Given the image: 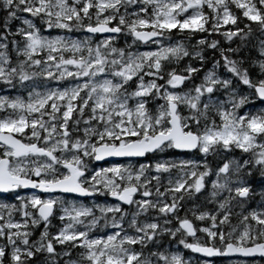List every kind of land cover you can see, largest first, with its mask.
<instances>
[{
  "label": "snow or ice",
  "instance_id": "snow-or-ice-1",
  "mask_svg": "<svg viewBox=\"0 0 264 264\" xmlns=\"http://www.w3.org/2000/svg\"><path fill=\"white\" fill-rule=\"evenodd\" d=\"M137 0H0V8L6 10V19L17 17V13H30L32 17H39L47 28L57 27L71 30L76 28H87L91 33H120V25H123L130 34L140 41H147L151 37L162 35L163 30L198 29L205 31L204 23L207 20L202 6L207 5L213 12V23L209 31H219L221 24L236 25L237 16L229 10L226 0H143V7L139 12L146 13L147 5H152L150 16H138L136 13H121V7L136 3ZM238 8L242 9V15L251 21H257L264 28V12L258 10L254 4L245 0H230ZM264 5V0H258ZM79 5V6H77ZM95 9L96 23L92 24V14L89 9ZM188 8L193 12L183 19H177L181 13ZM219 10V11H218ZM83 15H82V14ZM107 13V14H105ZM126 15L135 16L134 19H126ZM22 19L26 28H17L16 33L0 32V80L12 84L15 79L22 86L24 82L32 80L37 76L52 77L59 79L64 75L84 77L83 83H77L74 87L63 90H50L44 93L35 89L29 91L28 101L17 97L9 100L0 97V109L10 108L18 112L16 117L0 118V141L5 148L0 154V192H8L20 187H31L43 192H70L81 195H91L100 189L94 185L100 184L107 189L108 195L116 197L119 201L134 205V210L122 209L119 204L102 207V213H120L119 219L113 216L112 224L120 229L106 238L89 237L87 230H76L73 224H83L81 217L90 215L88 208L62 207L63 221L68 217L70 223L64 224L63 228L51 235L48 232L49 217L53 213V207L57 204V198H41L38 195L20 198V208L31 207L37 210L36 215L31 211H23L26 218L22 222H13L9 219L5 224H0V237L7 238L10 246L9 264H31V258L41 251L49 254L50 264H57V256L68 254L64 249L57 253L53 242L65 244L73 242L72 247L79 245L85 251L81 253L83 261L87 264H151V261L141 260L142 253L132 247L139 244L142 248L154 238L162 234L175 237L181 234L179 243L194 252L203 253L207 256L228 255L239 253L251 255L260 253L264 255V210H251L241 214L239 224L230 226L225 232L223 225L229 221L232 214L231 201L238 197H246L249 187L245 184L244 177L251 175V169L246 168L250 163L259 165L261 175L264 176V143L256 145V135L264 134V112L258 115H238V109L247 100V97L237 95L235 88H230L231 80L222 79L211 69L205 72L201 83L181 92L170 91L165 88L161 93L162 85H158L155 79L145 83L144 75L163 78L162 61L179 59L181 56H189V52L180 44L172 46H161L155 51H144L142 53H125L124 49L113 46L111 41L114 37L109 36L99 42L95 49L87 48V55H79L83 45L77 41H65L63 37L53 39L40 35V30L31 19ZM118 20L117 26L109 27L112 20ZM89 22H85V21ZM150 26L151 30H138ZM247 27V25H246ZM7 29V23H5ZM157 29L161 31H157ZM250 30V29H249ZM238 33H242L241 39L247 35L242 29L225 30L222 34L227 40H231ZM19 34L21 41L11 40L12 48L18 57L15 64L9 63L6 54L8 36ZM157 44L159 40L155 41ZM205 44V40L198 41ZM217 41L212 40L208 47L216 48ZM103 49V51H102ZM68 51L73 55L66 58L63 52ZM224 60L226 69L238 77L239 81L254 89V93L264 100V78L253 81L248 75L246 68H241L235 60L224 55L225 50L219 49ZM229 52L233 49L229 48ZM264 54V49L261 50ZM45 53L42 58H36L39 53ZM116 54L109 59V54ZM193 57L203 61L205 58L200 50L191 53ZM23 59H19V57ZM56 62L55 67L73 65L75 71H69L67 67L60 70L59 76H53L50 70ZM43 64V67L41 65ZM219 61L214 62V67ZM260 69L264 73V61L259 62ZM39 68V71L36 69ZM118 78H103L96 80L98 74L106 72ZM187 76L180 75L171 70L167 73L166 84L172 88L182 84L189 79L198 69L188 65L185 69ZM137 76V88L131 92L123 89V85ZM228 89L227 100H217L211 94L216 86ZM81 90H86L83 96ZM155 90V91H153ZM151 94L165 101L160 104L154 113H149L146 108L148 101L144 99ZM79 100L77 103V98ZM130 98H137L134 106L129 107ZM203 98V99H202ZM91 101V103H89ZM230 104L226 108L225 104ZM183 105L187 109L186 114L178 110ZM47 106V107H46ZM85 107L89 109L85 115ZM77 116L73 118V111ZM219 117V123L209 113ZM33 113L37 115H32ZM58 114V115H57ZM47 116L45 120L43 117ZM247 117V118H246ZM72 121L71 126L69 121ZM203 122V126L202 125ZM83 124V127L80 125ZM30 128V135L36 141H43V146H37V142L23 143L15 138L13 133H24ZM41 132L44 135L41 137ZM126 137V139H125ZM220 145L228 149L230 145L248 152L254 147H259V152L254 153L253 159H245L243 163L225 162L216 171V179L212 180V190L209 196L216 202L217 207L213 211L207 209L197 211V205L193 204L191 212L197 220H207V226H194L187 215H177L179 201L185 197H192L204 188V177L208 175L207 163L204 169L197 172L195 164L198 162L182 161L180 168L183 171L185 165H193V170L184 175H178L175 180L168 178L167 184L161 191V172H169L177 167L170 162H156L154 166L140 164L139 170L132 171L124 169L120 165L112 168L96 171L91 180L92 186L86 187L84 172L87 170L85 158L101 160L106 156H144L145 153L163 148H175L181 150L197 149L200 153L208 154L215 151V146ZM59 152L60 155L55 153ZM36 156V160L31 157ZM42 160V162H40ZM230 163L233 165L230 170ZM59 166V167H58ZM154 167L157 175L152 177L157 183L152 188L146 187L149 179L145 171ZM112 173L113 177L120 176L121 180H127L123 185L113 178H105L104 173ZM221 174L223 178L221 179ZM144 177L141 180V177ZM35 177V178H33ZM135 177V182L133 178ZM189 177L194 178L189 182ZM143 189L141 199H134L133 194ZM227 191L228 195L217 200L221 193ZM179 194V195H177ZM156 198L153 199L152 197ZM166 197H170L169 199ZM239 206L243 201L237 200ZM3 207H8L4 205ZM15 207V206H13ZM154 210L152 219L139 220L141 216H147L149 210ZM176 219L178 226L173 229L166 227L171 219ZM128 216V226L134 230V234H128L122 227L125 217ZM163 217L162 222L157 218ZM249 218L260 227L249 224ZM2 219V217H0ZM44 223V228L36 240L29 241L31 231L28 225L33 227ZM89 226H95L97 218L93 217ZM217 224L220 227H217ZM7 229V232L5 231ZM15 229V231H12ZM23 229V230H22ZM71 229V230H70ZM121 232L124 234L121 235ZM197 232L204 234V242L197 237ZM191 236L192 242L185 237ZM6 245L0 244V264H4ZM159 256L163 264H186L178 254L165 255L163 252L153 253ZM64 264H81L76 260H67Z\"/></svg>",
  "mask_w": 264,
  "mask_h": 264
},
{
  "label": "rangeland",
  "instance_id": "rangeland-1",
  "mask_svg": "<svg viewBox=\"0 0 264 264\" xmlns=\"http://www.w3.org/2000/svg\"><path fill=\"white\" fill-rule=\"evenodd\" d=\"M73 0H68V3H72ZM163 2H169V0H163ZM186 2V0H184ZM247 3L254 4L256 8L262 12H264V5L259 4L258 0H245ZM226 3H228V7L230 12L234 10H238L236 13L239 14V17H237L236 25H233L231 23L229 24H221L219 31H209L208 29L211 28V25L213 23V12L211 9L207 7V5L202 6V11L205 13L207 20L204 23L205 31H200L198 29H179L177 26L176 28L172 29H166L163 30L162 37L157 39L160 41L159 44H157L155 41L149 43V44H141L133 38V36L130 34L128 30L124 28L123 25H120L122 29V34L119 36H112L114 39L111 41L112 45L117 47L118 49H124L125 53L132 52V53H142L144 51H155L161 46H172L175 44L182 45L185 49L188 50L189 56H181L179 59L174 60H164L162 61V72L161 75L163 78L158 77H152L148 75H144V81L145 83L151 79H155L156 83L158 85H162L161 93H163L165 88H168L170 91H176L181 92L188 88L194 87L195 84L201 83L203 75L206 71L209 69L213 70L217 76H219L222 79H230L231 84L230 88H235L237 95L245 96L247 97V100L244 104H242L238 109H236V113L238 115H258L264 112V104H262L258 98L257 95L254 93V89H250L247 85H244L242 82L239 81L238 77L233 75L231 72H229L225 65L223 57L220 54L219 49L225 48L222 45L224 42L225 44H230L233 49L237 47L238 41H236L237 37H240L242 33H238L236 36H234L231 40L225 39L223 36V32L228 29H234L235 27H242L243 33H247L246 36H244L243 39H239V42H242V49L238 50L237 53L238 57H230L229 53H232L233 51L229 52L228 50H225L224 55L230 57V59L235 60L239 67L246 68L248 70V75L251 80L258 81L259 79L264 78V73H262L259 62L264 61V54H262V49H264V28H261L259 23L257 21H251L247 17H244L242 15V9L238 8L234 3H231L230 0H226ZM79 6V5H77ZM143 0H137L136 3L130 4L125 9L124 7H121L120 12L121 13H136L138 16H150L152 5H147V12L142 13L139 12V8L143 7ZM219 11V10H218ZM90 14H92V18H95V9L90 8L89 9ZM193 12L192 8H188L185 12L181 13L179 16H177V19H183L187 15L191 14ZM232 13V12H231ZM30 14V13H28ZM82 14V13H81ZM107 14V13H105ZM233 14V13H232ZM31 15V14H30ZM83 15V14H82ZM17 17H24L31 19L33 23L36 25V27L40 30V35L53 39L56 37H63L65 41H77L80 42L83 47L81 49L80 53H77L76 55L79 56L81 54L87 55V48L90 46L93 49H95L96 45L101 42L103 39L109 37H98V36H92L86 33L87 28H76L73 27L71 30L69 29H61L57 27L47 28L43 22L39 19V17H32V16H22L21 14L17 13ZM15 17V22H10L9 20L5 21L3 24V27L0 28V32L3 33H16L17 28H26L27 26L23 24L22 19H19ZM135 16L126 15V19H134ZM96 20V18H95ZM5 23H7V29L5 28ZM240 23L241 26H238L237 24ZM118 20L114 19L112 20L109 25L110 26H117ZM247 25V27H246ZM252 26V28H251ZM250 29V30H249ZM138 30H151L150 26H145L144 28H140L138 26ZM179 32L181 35H184L183 37H175L174 31ZM157 31H161L157 29ZM196 33V34H195ZM199 34V37L196 38L195 36ZM252 34L253 38H251L249 35ZM16 39L18 42L22 40L21 36L19 34H16L15 36H8V45L6 49V54L10 58L9 63L15 64L18 57L16 55L15 50L12 48L11 40ZM194 39V40H193ZM201 39L205 40V44L201 45L198 43ZM212 40H216L217 46L216 48H210L208 47V43H210ZM248 45V46H247ZM248 49V50H246ZM195 50H200L201 54L204 56V60L201 61L197 57H193L191 53ZM103 51V49H102ZM45 55V53L41 52L36 55V58H42ZM63 55L68 58L72 56L73 54L71 52L65 51L63 52ZM116 54H109V59L115 57ZM244 57L247 58L248 63H250V66H244ZM251 58V59H250ZM19 59H23V57H19ZM219 61V64L214 67V62ZM50 64H53V67L50 69L53 72V76H59L60 70L63 67H67L69 71H75V66L73 65H67V66H60V68L55 67L56 62H48ZM188 65H191L198 69L197 72H194L189 79H186L183 82V86L181 88H172L171 86L166 84V80L168 79L167 73L171 70H175L177 74L185 75L187 76V72L185 71L186 67ZM43 67V64L41 65ZM39 71V68L36 69ZM103 78L112 79L114 82L118 79L111 75V72L107 70L103 74H98L96 80H102ZM86 78L84 77H75V76H68L64 75L63 77L59 79H53L52 77H44V76H37L34 77L30 81L24 82V85L22 86L20 83H18L15 79H13L12 84L5 83L3 80H0V97H7L9 100L15 99L17 97L23 99L25 102L28 101V93L29 91H32L35 89L37 92H47L50 90H63L66 88L74 87L77 83H83ZM137 76H133L131 80H128L124 85L123 89H127L129 92L135 90L137 88ZM86 90H81L80 95L83 96L85 94ZM155 91V90H153ZM228 89L220 88L219 85L216 86L214 89V92L211 94L213 97H215L217 100H227L226 92ZM137 98H130L128 101L129 107L134 106L135 101ZM148 101L146 104V108L148 109L149 113H154L157 110L158 105L164 104L165 101L161 99L160 97H153L151 94H149L147 97H144ZM203 99V98H202ZM79 100V97L77 98V101L74 103H77ZM91 103V101L89 102ZM262 105H258V104ZM148 104L150 106H148ZM47 107V106H46ZM179 111L182 114L187 113V109L183 105H179ZM225 107H230V104H225ZM89 112V109L85 107V115H87ZM32 115H37L33 113ZM58 115V114H57ZM210 116H214V113H209ZM18 116V112H16L13 109L10 108H4L0 109V118L5 117H16ZM77 116L76 111H73V118ZM45 120L48 119L47 116L43 117ZM214 118L217 120V123L219 122V117L214 116ZM247 118V117H246ZM72 121H69V125L71 126ZM203 126V122L202 125ZM80 127H83V124L80 125ZM30 133V128H26L24 130V133H13L16 135L19 139H21L25 143L29 142H37L40 146H43V141H36L34 138H32L30 135H25ZM44 135L43 132H41V137ZM126 139V137H125ZM261 143H264V134H257L256 135V145H260ZM4 145L0 144V154H2L5 150ZM259 147H254L253 149H250L248 152L243 151L242 149L236 148L234 145H230L228 149L222 148L220 145L215 146V151H210L208 154L200 153L199 151L189 153V154H179L174 151L173 148H163L155 155L141 161H125V162H117V163H108V164H98L95 162V159L91 158H85V161L87 163V170L85 171V175L83 179H85L84 186L89 187L93 185V181L91 180V176L100 169H106V168H112L117 165L122 166L121 171L123 172L124 169H130L132 171L139 170L140 164H148L150 166H154L156 162H170L173 164H176L177 167L170 169L169 172H161L159 175L161 176L160 185H161V191H163L164 186L167 184V179L171 178L175 180L178 175L182 176L185 172L193 170V165H185L183 167V171L180 168L182 161H193L198 162L195 164V170L197 172L202 171L204 169L205 162L207 163V167L209 169L208 175L204 177V188L201 189L199 193H195L192 197H185L184 200L179 201V208L177 210V215L183 217L187 215V217L193 222L194 226H207L208 221H200L197 220L194 216H192V206L193 204L197 205V211L207 209L209 211L215 210L217 207V204L215 201L212 200V198L209 196V192L212 190L211 182L212 180L216 179V171L219 167H221L225 162H239L243 163L245 159L252 160L254 153L258 154ZM56 155H60L59 152L55 153ZM32 160H36V156L31 157ZM42 162V160L40 161ZM233 165L230 163V170ZM59 167V166H58ZM246 168L251 169V175H246L244 177L245 184L249 187V193L247 197L240 198L238 197L237 200L243 201V206H239L237 203V200L231 201L232 207V214L229 217V221L223 225V229L225 232L228 231L230 226H237L240 221L241 214H246L251 210H264V176L261 175V169L259 165L253 166L251 163L246 166ZM149 179V184L146 185V187L152 188V191H155V185L157 183L156 180L152 179V177L156 176L157 173L154 169V167H149L144 174ZM224 174H221V179L223 178ZM105 178H113L116 182L121 183L122 185L124 183H127L128 181L121 180L120 176L113 177L112 173H104L102 174ZM144 177H141V180H143ZM189 182L193 180L194 178L189 177ZM133 182H135V177L133 178ZM96 188L100 189L98 192L95 193V197L88 200H82L78 199L73 196H65L62 194H51V195H40L39 193L35 192H25L23 190H19L17 192H14L12 194H9L7 197L0 198V224H5L9 219H11L13 222H22L25 219H31L26 218L23 216V211H31L34 215H36L37 210L31 207H26L25 209L20 208L21 199L20 198H26L30 197L32 195H38L41 198H57L58 202L54 206L56 207V214L54 218L50 220V223L48 225V232L51 235L57 233L53 230L55 228H58V231H60L61 228H63L64 224L70 223L68 217H65V219L62 221L60 219V216L63 215L62 207H68L72 208L75 207L77 209L79 208H88L91 210L90 215L86 217H81L84 221L83 224H73V228L76 230H87L89 237L92 238H106L110 234H114L117 231H120V229L116 228L112 224L113 216L115 215L116 219H119L120 213H102L100 211V208L117 205L119 203L113 202L110 200V195L107 193V189H104L102 185L96 184L94 185ZM143 189H138V194L134 199H141V192ZM179 195V194H177ZM227 191L221 193L220 196H218L216 199L219 200L223 198L224 196H227ZM153 199L156 197L153 196ZM169 199L170 197H166ZM4 205H7L8 207H3ZM122 209H128L129 212L134 210V205H131L130 207H123L121 204H119ZM15 206V207H13ZM155 212L154 210H149V214L147 216H141L138 219L144 220V219H152L154 218ZM97 218V223L95 226H89V221L93 218ZM171 219V223L168 225H165L166 227L175 229L178 226L177 220L171 218V214L169 217ZM129 217L126 216L122 227L124 228V231L128 234H134V230L128 226ZM160 222H162L163 217L157 218ZM249 224L255 225L258 229L260 226L255 222L252 221L251 218H249L248 221ZM217 227H220L219 224H217ZM29 230L31 231V235L29 236V241L36 240L39 237L40 232L44 228V223L41 221L40 224L36 226H32L31 224L28 225ZM23 230V229H22ZM71 230V229H70ZM5 231L7 232V229L5 228ZM12 231H15L13 229ZM124 233L121 232V235ZM197 237L200 238L201 242H204V234L201 232H197ZM181 238V234L177 233L175 237L170 236L169 234L165 233L162 234L159 237L154 238L153 242H149L146 246L143 248L139 245H132L134 249L137 251H141L142 255L139 257L141 260H149L151 261V264H163V261L159 258V256L154 255L153 253L157 252H163L165 255L170 256L171 254H178L182 257V259L186 262V264H264V260H241V259H215V260H208L201 258L195 254H193L190 249L185 248L182 244L179 243V240ZM185 239L188 242H192V237L186 236ZM73 242H66L65 244H57L55 241L53 242V247L55 248L57 253H60L62 250L67 249L68 254L64 256H57V264H64L65 260L64 258L68 255H70L71 251H78L80 254L84 252L85 250L77 245L76 247H72ZM0 244L6 245L5 247V256L3 257L4 264H9V251L10 246L7 245V238L0 237ZM48 256L44 251H41L39 253H36L31 258V264H50V261H48ZM77 261V260H76ZM81 262V264H87L86 261H78ZM135 264V262H133Z\"/></svg>",
  "mask_w": 264,
  "mask_h": 264
},
{
  "label": "water",
  "instance_id": "water-1",
  "mask_svg": "<svg viewBox=\"0 0 264 264\" xmlns=\"http://www.w3.org/2000/svg\"><path fill=\"white\" fill-rule=\"evenodd\" d=\"M109 27H112L109 25ZM141 31H149V30H141ZM86 33L89 34V35H93V36H101V37H104V36H118L120 35V33H109V32H104V33H91L89 32L87 29H86ZM162 35H159V36H156V37H151L149 38L147 41H140L139 39L137 38H134L136 41L146 45V44H149L159 38H161ZM183 85L180 84L177 86V88H180L181 86ZM257 98L258 100L264 104V100H262L258 95H257ZM178 110H179V107H178ZM14 135V134H13ZM15 138L19 139L16 135H14ZM21 140V139H20ZM22 141V140H21ZM23 142V141H22ZM25 143V142H23ZM0 144L1 145H4L3 141H0ZM5 147H8L7 145H4ZM37 146H40L39 144H37ZM176 152H179V153H191V152H195L197 151V149H192V150H181V149H175L173 148ZM157 151L159 150H154L152 152H148V153H145L144 156H106V157H103L101 160H95L96 163L98 164H101V163H105V162H120V161H124V160H142V159H145L147 158V156L149 155H153L155 154ZM84 175H85V172H84ZM22 190L24 191H29V192H38L42 195H47V194H63V195H67V196H74V197H77V198H81V199H89V198H93L95 196V193L93 192L91 195H81V194H78V193H70V192H61L59 190L57 191H53V192H50V193H47V192H43L42 190L40 189H34V188H31V187H20ZM20 188H17V189H14V190H9L8 192H0V196H7L8 194L12 193V192H15V191H18ZM138 194V191L136 193L133 194V198ZM112 200L114 201H118L120 202L122 205L126 206V207H129L130 205L129 204H126V203H123L121 201H119L116 197H112ZM244 198V197H243ZM55 214V206L53 207V213L52 215L49 217V220L54 216ZM191 237V236H189ZM191 250V249H190ZM191 252H193L194 254L200 256V257H203V258H206V259H216V258H227V259H232V258H239V259H248V260H251V259H264V255L260 254V253H254V254H251V255H242V254H239V253H233V254H228V255H213V256H207L203 253H198V252H194L191 250Z\"/></svg>",
  "mask_w": 264,
  "mask_h": 264
},
{
  "label": "trees",
  "instance_id": "trees-1",
  "mask_svg": "<svg viewBox=\"0 0 264 264\" xmlns=\"http://www.w3.org/2000/svg\"><path fill=\"white\" fill-rule=\"evenodd\" d=\"M238 10H232L231 12L233 13V14H235L237 17H239V14L238 13H236ZM19 14H21L22 16H31L30 14H28V13H21V12H18ZM7 20H9L11 23L12 22H15L16 21V19H15V17H13V18H8V19H6V10H4L3 8H0V28L1 27H3V24H4V22L5 21H7ZM86 23L87 22H89V21H85ZM92 24H95L96 23V20H95V18H92V20L90 21ZM238 26H241L240 25V23H238L237 24ZM241 29H242V27H240ZM251 28H252V26H251ZM196 34V33H195ZM174 36L175 37H183L184 35H181L179 32H177L176 30L174 31ZM251 38H253V35L252 34H250L249 35ZM196 38H198L199 37V34H197L196 36H195ZM239 39H241L240 37H237V39H236V41H238V44H237V47H235L234 49H233V47L230 45V44H225L224 42L222 43V45H226V46H223L224 48H225V50H228L229 48H231V49H233V52L232 53H229V56L230 57H234V58H236V57H238L239 55H238V53H237V51L238 50H241L242 49V42H239ZM194 40V39H193ZM248 46V45H247ZM246 50H248V49H246ZM229 57V58H230ZM240 57V56H239ZM251 59V58H250ZM243 61H244V66H250V63H248V60H247V58L246 57H244V59H243ZM258 105H262V104H258ZM148 106H150L149 104H148ZM219 123V122H218Z\"/></svg>",
  "mask_w": 264,
  "mask_h": 264
},
{
  "label": "flooded vegetation",
  "instance_id": "flooded-vegetation-1",
  "mask_svg": "<svg viewBox=\"0 0 264 264\" xmlns=\"http://www.w3.org/2000/svg\"><path fill=\"white\" fill-rule=\"evenodd\" d=\"M128 161H132V160H128ZM122 162H125V161H122ZM108 163H111V162H105V163H101V164H108ZM117 163V162H116ZM33 178H35V177H33ZM96 196V195H95ZM94 196V197H95ZM0 198H3V196H0ZM110 198V200L111 201H113V202H116L117 203V201H114V200H112V198H111V196L109 197ZM123 206V205H122ZM124 207V206H123ZM55 212H56V210H55ZM54 232H58V228H55L54 230H53ZM65 260H77V261H83L82 260V257H81V254H80V252H78V251H71L70 252V255H68V256H66L65 258H64Z\"/></svg>",
  "mask_w": 264,
  "mask_h": 264
}]
</instances>
